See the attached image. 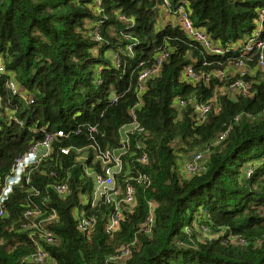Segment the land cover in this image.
Returning a JSON list of instances; mask_svg holds the SVG:
<instances>
[{
  "label": "trees",
  "instance_id": "obj_1",
  "mask_svg": "<svg viewBox=\"0 0 264 264\" xmlns=\"http://www.w3.org/2000/svg\"><path fill=\"white\" fill-rule=\"evenodd\" d=\"M163 2L0 0V193L17 158L46 132H65L53 141L50 157L30 172L38 192L31 199H47L56 212L49 228L58 242H40L49 254L45 264H264V68L237 47L258 21L264 39V0H169L172 8L183 5L194 27L227 49L223 55L204 49L169 14L163 18ZM161 51L167 58L141 86L139 73ZM239 61L247 72H229ZM188 66L198 80L184 75ZM217 70L226 73L217 77ZM239 80L250 82L249 95L228 92ZM179 100L185 105L180 109L174 103ZM196 102L210 104L201 121ZM131 112L138 124L130 136L134 156H123V168L146 181H128L135 203H123L118 229L107 233L113 206L103 197L91 206L93 181L76 150L89 148L85 162L91 167V146L115 148ZM62 146L72 148L69 155H60ZM198 148L205 155L199 152L202 161L187 175L184 164L194 155L183 156ZM142 153L146 163L135 160ZM124 173L114 175V189L128 183ZM20 182L0 218L6 240L0 264H22L35 251L22 227L31 194ZM52 182H65L68 192L57 196L47 187ZM149 204L154 218L146 231ZM76 207L95 218L87 234L77 228ZM202 229L212 236L199 235Z\"/></svg>",
  "mask_w": 264,
  "mask_h": 264
},
{
  "label": "built area",
  "instance_id": "obj_2",
  "mask_svg": "<svg viewBox=\"0 0 264 264\" xmlns=\"http://www.w3.org/2000/svg\"><path fill=\"white\" fill-rule=\"evenodd\" d=\"M163 4L161 6L162 11L165 14H169L173 17V21L179 25V28L189 37L194 39L195 41L199 42L204 49H207L212 54L223 55L224 52L227 50L225 47L221 48L219 44L213 42L206 31H202L196 29L193 25L191 18L189 17L188 13H185V8L183 5H179L176 8H172L170 5L169 0H163ZM264 17V8L260 10V18ZM262 25L258 21L256 27L251 32V34L247 37L245 41H243L238 48H242L243 52H251L257 57L256 60V67L257 68H264V39L262 36ZM93 38L95 40L98 38V34L96 29L92 32ZM168 52L161 51L160 54L155 58V62L149 66L144 68V70L139 73L138 80L141 83L151 75H155L159 72L160 67L163 61L167 58ZM236 68L239 69V72L242 74L247 72L248 67L244 66L243 61H239L236 65ZM0 71H2V67L0 66ZM225 71L217 70L215 75L217 77H223ZM184 75L191 79V80H198L200 75L194 71L193 68L190 66L186 67ZM206 80V79H205ZM228 87V92L232 95L240 94L241 96H247L250 92V82H246L245 80L236 81ZM8 86L12 90H16V86L14 82L10 79L8 82ZM175 105L178 106V109L184 107V101L179 100L174 102ZM195 104V113H196V120L201 121L207 115V112L210 108V104H203V103H194ZM131 120L129 123L123 125L118 130V144L115 148H105L101 149L98 147L96 150L94 146H91L93 156L90 159L92 164H99V169L95 166L88 167L86 165V160L88 159V153H84L88 147L80 148L76 150V160L80 163H83V169L87 177H90L93 181L92 190L90 194V201L91 206L96 205V203L103 197L106 199L108 203L113 206L112 212L110 213V217L107 220L106 231L107 233L113 232L114 230L118 229L120 222L123 219L121 214V207L124 204L128 205L129 207L135 203V189L129 183L132 181H140L145 180L141 176L138 175L136 178L131 177L129 172L126 168H123V156L125 154H129L130 151V136L134 134L135 129L138 127L137 121L135 119L134 114L131 112ZM140 131L141 129L138 128ZM137 129V130H138ZM95 129L91 128L90 132H94ZM65 135L64 130H56L55 132L45 133V136L42 141L34 143L29 150L21 155L19 158L15 160L12 166V169L8 176L5 177L4 186L2 187L0 193V218L7 215V199L8 195L11 191L14 190V187L20 182L23 178V181L29 185L27 186V192L31 195H27L26 200L28 201L26 208L23 210V217L28 218L22 225L26 230L29 231L28 236H30L31 241L35 244V251H31L26 255L21 263L22 264H45L49 257V254L43 250L40 245V242H43L44 245H53L57 243V237L54 233L50 230L49 225H51L56 220V212L52 205L45 204L48 202L47 199H41V201H36L31 199V196L35 194L37 195V189L32 185L30 172L35 169L37 164L44 159L50 157L51 152L53 151V141L56 138H61ZM136 149H140V146L136 144ZM72 148L69 146H62L59 149L60 155H69ZM131 158L134 156L133 153L129 154ZM200 154H196L192 157V160L184 164L183 171L187 175L193 173L198 168V163L202 161V156ZM136 161L140 163L147 162L146 153H142L140 156L135 157ZM125 169L124 175L128 176V183L124 185V187H116L114 175L118 172ZM187 171V172H186ZM146 181V180H145ZM47 187H50L54 193L59 196L63 197L68 192V184L65 182L63 183H55L52 182L48 184ZM111 189V192L107 190ZM121 195V197H119ZM84 201V204H87L89 201L87 199L81 200ZM41 204H45V206H41ZM149 217L144 222L143 225L146 226V231L149 230V227L152 224L154 215H153V204H149ZM85 210L80 211L77 207L74 209V214L77 219V228L78 230L85 231V233H89L90 230L93 228L95 223L94 217H88L85 215ZM0 228V246L5 243V237L2 233ZM128 252L125 250L123 251L120 256L114 255V259H120L121 256L126 255Z\"/></svg>",
  "mask_w": 264,
  "mask_h": 264
},
{
  "label": "rangeland",
  "instance_id": "obj_3",
  "mask_svg": "<svg viewBox=\"0 0 264 264\" xmlns=\"http://www.w3.org/2000/svg\"><path fill=\"white\" fill-rule=\"evenodd\" d=\"M235 71H239V69L238 68H235V67H230V69H229V72H235ZM194 152V153H193ZM204 153L203 155H205V152L204 151H202V150H200V148H198V149H194V150H192L191 152H190V154L189 155H184L183 156V159L184 160H189V158L190 157H192L193 155H196V154H200V153ZM84 153H88V150L86 149L85 151H84ZM200 155H202V154H200ZM201 157V156H200ZM246 167V166H245ZM245 167L242 169L243 171H244V169H245ZM182 171V170H181ZM245 171H247V168L245 169ZM184 172V171H183ZM187 172V171H186ZM195 229H197L196 227H195ZM202 232H204V233H201L200 232V234L199 235H201V236H203V237H206V235L208 236V237H210V236H212V234H211V232L209 233L208 231H206L205 229H202Z\"/></svg>",
  "mask_w": 264,
  "mask_h": 264
},
{
  "label": "crops",
  "instance_id": "obj_4",
  "mask_svg": "<svg viewBox=\"0 0 264 264\" xmlns=\"http://www.w3.org/2000/svg\"><path fill=\"white\" fill-rule=\"evenodd\" d=\"M159 14H161L163 16V18H165V19H167V17H168V16H166V14L163 11H161Z\"/></svg>",
  "mask_w": 264,
  "mask_h": 264
},
{
  "label": "water",
  "instance_id": "obj_5",
  "mask_svg": "<svg viewBox=\"0 0 264 264\" xmlns=\"http://www.w3.org/2000/svg\"><path fill=\"white\" fill-rule=\"evenodd\" d=\"M158 11L159 9L158 8H154V13L158 16Z\"/></svg>",
  "mask_w": 264,
  "mask_h": 264
}]
</instances>
